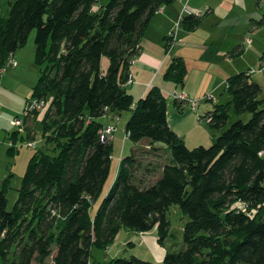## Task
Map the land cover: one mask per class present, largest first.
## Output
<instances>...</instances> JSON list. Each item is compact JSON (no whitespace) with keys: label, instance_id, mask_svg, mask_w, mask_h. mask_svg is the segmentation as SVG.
<instances>
[{"label":"trees","instance_id":"1","mask_svg":"<svg viewBox=\"0 0 264 264\" xmlns=\"http://www.w3.org/2000/svg\"><path fill=\"white\" fill-rule=\"evenodd\" d=\"M170 1L0 0V70L34 30L35 61L43 66L16 125L34 138L27 118L44 111L43 137L53 145L31 156L12 207V174L0 188V254L6 264H92L93 248L108 249L122 228H156L163 241L173 235L172 205L188 217L184 245L168 249L162 264H264L263 86L251 71L229 75L225 89L231 98L204 114L220 133L208 147L194 148L171 128L162 87L151 85L136 104L128 90L131 60L154 15ZM202 19L191 13L182 26L192 31ZM173 34L166 37L168 51ZM243 51L238 45L233 53ZM103 55L109 59L105 73ZM164 72L183 87L187 62L175 57ZM175 97L180 109L191 102ZM231 109L251 117L231 120ZM128 110L126 137L159 142L153 147L165 148L169 157L161 166L144 167L145 174L159 172L148 185L145 176L138 178L142 159L136 152L123 156L107 188L114 144L111 136L103 138L106 126L99 119ZM109 264L156 263L134 255Z\"/></svg>","mask_w":264,"mask_h":264},{"label":"rangeland","instance_id":"2","mask_svg":"<svg viewBox=\"0 0 264 264\" xmlns=\"http://www.w3.org/2000/svg\"><path fill=\"white\" fill-rule=\"evenodd\" d=\"M262 0H259V6ZM201 5L206 3L205 7L199 8L198 12L203 15V18H209L212 15L214 17L223 18L220 26L216 24L212 25V19L205 20L202 29H199L195 33L206 35L208 31L223 30L230 34L241 35L243 38L246 37V50L243 53L233 57L236 60V64L239 65V71H251L253 78L258 81L264 90V69L261 68L262 55L264 53V21L258 23L257 21L264 15V0L263 5L258 7L257 11L260 15L246 16L240 12L239 7L242 4L244 8H247L248 2L242 0H197ZM213 10V11H212ZM228 10L229 13L226 16L223 11ZM214 12V13H213ZM262 12V14H261ZM201 14H197L198 16ZM234 19V17H236ZM251 17H254L251 19ZM208 29V30H205ZM174 30L177 40L179 39L180 44L184 47V51L189 55L188 58L193 56L189 43H192L195 37L186 35L189 30L184 26L176 27ZM204 31H207L206 33ZM185 36H184V35ZM191 34V33H187ZM183 35V36H181ZM35 30L32 32L26 45L17 50L15 59L18 61L17 66L8 68L4 73L0 81V188L3 185L5 179L10 176V187L8 188V198L10 207L15 204V200L19 195V187L22 183V176L27 170V165L31 156L40 150L50 152L51 145H47L44 140V125L41 119L44 116V111L38 114V117H28L27 125L30 126L32 133L35 137H30L28 134V128L19 131V126L13 124L16 118L21 119L25 117V110L27 107V99L31 97L33 93V87L40 78L41 69L35 61ZM253 39V44L248 45V38ZM204 38V36L202 37ZM192 58V57H191ZM190 58V59H191ZM134 59L131 60L133 63ZM102 72L105 73L109 66V59L107 55H103L102 61ZM188 67V66H187ZM264 68V67H263ZM238 71V72H239ZM190 67L188 69L187 76L190 75ZM237 72V73H238ZM196 71L194 76L196 75ZM164 76V74H163ZM141 78H145L144 71L141 74ZM168 87H164L165 93L167 94V106L168 114L173 121V117L178 119V123L175 124L179 133L183 134L187 130H191L187 136V145L190 148L197 147L199 145L209 146L219 135L220 131H215L209 126L208 121L204 120V114L207 110H212L215 104L226 103L231 98L229 92L223 87L214 92L215 100H210L208 97L212 92L209 90V84H207L206 90L199 93L198 86L194 87L193 82H186L184 86H179L174 81L166 80ZM2 82V85H1ZM152 85H156L153 83ZM129 92L134 96L135 104L142 97L138 95L135 90L133 91V85L129 84ZM195 94L191 102H185L184 109H180L175 105V95H181L183 92H190ZM133 91V92H132ZM206 91L209 92L206 94ZM209 99V100H208ZM192 104H196L195 109L192 108ZM174 113V114H173ZM231 120L238 118H244L248 120L251 115L245 113L238 117L234 111L230 110ZM131 115V111H122L121 114H116L109 111L104 117L100 118L105 126H111L113 132H111L113 142V156L111 161V171L106 187L113 183L118 177L117 173L120 168V161L123 156H129L136 152L140 159H142V168L137 172L138 178H143L142 181L148 185L159 177V172L153 171L152 174H145L144 167L151 163H155L159 166L163 165L168 160L169 153L165 148L156 149L149 145L150 140L143 138L140 142L135 143L130 138H126L125 126L128 122V118ZM33 142L35 146L29 145V142ZM159 143V142H157ZM161 144V143H159ZM162 145V144H161ZM146 151V152H145ZM158 151L159 153H154ZM156 172V173H155ZM96 206L93 207V211H96ZM168 218L171 220V232L173 235L167 237V239L159 240L158 230L156 228L151 231H132L126 228H122L121 232L114 239L113 244L108 247V250L103 248L94 247L92 250V264H109L108 252L112 251L113 254L117 253L116 257H132L137 255L143 259H148L156 264H162L163 258L168 249H179L184 245L183 240V226L188 220V217L180 210L178 206L172 205L168 211ZM112 247V248H111ZM108 251V252H107ZM4 260L0 254V261Z\"/></svg>","mask_w":264,"mask_h":264},{"label":"crops","instance_id":"3","mask_svg":"<svg viewBox=\"0 0 264 264\" xmlns=\"http://www.w3.org/2000/svg\"><path fill=\"white\" fill-rule=\"evenodd\" d=\"M242 1V3H244V1L248 2L247 8H244L242 4L240 5L239 10L242 14H245L246 16L260 15L257 9L263 5V0L261 1L260 6L259 0ZM205 5L206 3L201 5L197 0H172L168 5L160 8V10L154 15L148 26L147 32L142 38L140 53L134 58L131 65L132 81L129 84L133 85V91L135 90L138 95L144 96L153 83L162 87L163 90L165 89L164 87H168L166 83L168 81H166L163 74L175 57H183L184 60H186L188 69L190 67L191 71L189 77L187 76L186 78V82H193L194 87L198 86L199 93L202 91L204 92L207 84H209L208 91L212 92V94H209L208 96L210 97V100H215V96L213 95L214 92L217 93L219 89L226 87L228 76L239 71V65H237L236 60L233 59V57L236 56V53H233V51L238 48V45L243 46L244 51L247 49L245 42L246 37L243 38L241 35L235 34L233 31L229 34L221 29H214L213 32L204 31L205 33L207 32L206 35H202L204 38H202L200 34L195 33L203 28L205 20L209 21L212 19V25L216 24L217 26H220L219 23H221L224 18L221 16L220 18H217L212 15L209 18H203L198 27L187 32L191 34L185 33L186 35L195 37L192 43H189V48H191V53H193V56L191 55L192 58L190 57L191 59L187 57L189 54L184 51V47L180 44L181 41L179 42V39L177 40L176 35L174 36V43L171 45L170 51L166 49V37L174 35L175 28L180 27V25L182 26V17L188 16L191 13L201 14L198 10L199 8L205 7ZM222 13L225 14L223 16H226L229 11L225 10ZM236 18L237 16L234 17V19ZM252 18L254 17H251V19ZM205 30L208 29L205 28ZM247 40V44L251 46V44H253V39L249 37ZM16 52L13 54L14 58ZM143 71L145 73V78L142 79L141 74ZM195 71L197 74L194 76ZM2 77L3 76L0 77V81ZM183 93L186 94L189 100L195 97V94L191 90L190 92L186 91ZM207 93L209 92L206 91V94ZM177 123L178 119L176 117H173V121L169 117L171 128L179 133V130L175 125ZM190 131L191 130H187L183 134L179 133V135L186 140V136ZM149 145L151 147L154 145L157 148L161 146V144L151 142V140ZM108 254V256H110L109 261L117 256V253L113 254L112 251L108 252ZM0 264L6 263L4 260H1Z\"/></svg>","mask_w":264,"mask_h":264},{"label":"built area","instance_id":"4","mask_svg":"<svg viewBox=\"0 0 264 264\" xmlns=\"http://www.w3.org/2000/svg\"><path fill=\"white\" fill-rule=\"evenodd\" d=\"M18 62L15 58H13L10 62L9 65L7 64L6 66H3L2 69L0 70V74H2V72L6 71L8 68L10 67H14L17 66ZM132 81V79L130 81H128V83H130ZM181 98L184 99V97H186V94H182L180 95ZM34 107V105H32ZM196 104H192V108L195 109ZM13 124H22V119L21 118H16V120L13 121ZM23 128H21L20 130H22ZM113 128L111 126H106L103 130H102V134H103V138L106 139V137H110L111 132ZM29 145L31 146H35L33 142H29Z\"/></svg>","mask_w":264,"mask_h":264}]
</instances>
